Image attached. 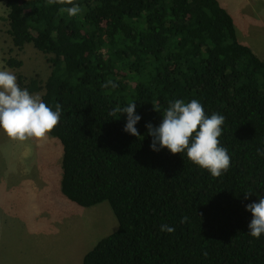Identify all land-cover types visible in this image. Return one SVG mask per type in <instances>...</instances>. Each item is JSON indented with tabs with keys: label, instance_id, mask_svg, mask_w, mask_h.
<instances>
[{
	"label": "trees",
	"instance_id": "16d2710c",
	"mask_svg": "<svg viewBox=\"0 0 264 264\" xmlns=\"http://www.w3.org/2000/svg\"><path fill=\"white\" fill-rule=\"evenodd\" d=\"M3 1L13 45L31 44L50 64L44 81L16 77L53 111L62 106L49 133L63 148L62 194L82 207L108 201L118 221L82 264H264V234H249L245 208L264 195V60L219 0H74V17L58 11L71 5ZM176 99L225 117L218 139L231 164L221 176L186 152L150 148L146 124L158 126ZM129 102L139 137L124 131L126 113L108 114Z\"/></svg>",
	"mask_w": 264,
	"mask_h": 264
},
{
	"label": "rangeland",
	"instance_id": "374dc122",
	"mask_svg": "<svg viewBox=\"0 0 264 264\" xmlns=\"http://www.w3.org/2000/svg\"><path fill=\"white\" fill-rule=\"evenodd\" d=\"M228 1L235 28L264 38V0ZM5 15L1 0L0 70L44 81L50 73L46 55L31 44L15 47ZM9 57L22 60V66L4 67ZM62 154L60 141L49 133L21 142L0 129V264H82L83 256L117 229L108 201L82 207L62 194Z\"/></svg>",
	"mask_w": 264,
	"mask_h": 264
},
{
	"label": "clouds",
	"instance_id": "9594fccd",
	"mask_svg": "<svg viewBox=\"0 0 264 264\" xmlns=\"http://www.w3.org/2000/svg\"><path fill=\"white\" fill-rule=\"evenodd\" d=\"M47 4L71 5L58 9L59 13H66L69 17L82 12L74 0H47ZM108 86L116 88L118 85L108 80L104 87ZM153 108L161 113L158 105H153ZM135 109L136 103L129 102L125 107L117 106L108 114L114 117L117 113H126L124 131L139 137L135 125L141 116ZM61 112L62 106L59 103L53 111L39 94H30L27 89H22L13 72L0 70V129L9 138L21 142L41 140L57 126ZM224 121L225 117L218 113L206 115L203 105L197 99L187 103L182 99L169 101L159 125L154 126L151 122L146 124L148 135L152 137L150 148L154 151L167 148L172 154L186 152L191 162L208 170L213 177H219L231 164L227 149L220 145L218 139L222 135ZM257 154L264 156V149L258 148ZM251 194L246 192L245 199ZM245 208L251 212V220L247 225L249 234L258 239L264 234V195H259L258 202L248 203ZM187 219L186 216L182 217L181 223ZM160 230L171 233L175 229L163 224Z\"/></svg>",
	"mask_w": 264,
	"mask_h": 264
},
{
	"label": "crops",
	"instance_id": "0c3cea01",
	"mask_svg": "<svg viewBox=\"0 0 264 264\" xmlns=\"http://www.w3.org/2000/svg\"><path fill=\"white\" fill-rule=\"evenodd\" d=\"M225 1V2H224ZM219 2L221 3V5L228 11L229 9V4H231V2H229L228 0H219ZM229 12V11H228ZM230 13V12H229ZM231 15V13H230ZM233 18V17H232ZM234 20V19H233ZM235 25V23H234ZM236 29V28H235ZM236 34H237V38L239 39L240 42H242L243 44L248 45L249 47L252 48V50L261 58L264 60V38L261 36L257 39H254L253 37H251L252 35H248V29L247 28H243V30H241L239 32V30L236 29ZM249 36L251 38H249Z\"/></svg>",
	"mask_w": 264,
	"mask_h": 264
}]
</instances>
